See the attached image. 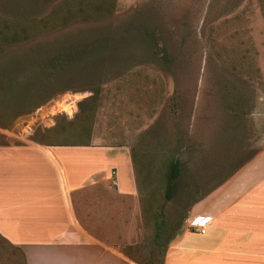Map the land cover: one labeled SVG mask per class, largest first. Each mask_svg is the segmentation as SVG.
Returning a JSON list of instances; mask_svg holds the SVG:
<instances>
[{"label": "rangeland", "instance_id": "374dc122", "mask_svg": "<svg viewBox=\"0 0 264 264\" xmlns=\"http://www.w3.org/2000/svg\"><path fill=\"white\" fill-rule=\"evenodd\" d=\"M51 13L33 39L0 54V90L13 81L8 96L23 97L48 78L40 68L64 53L66 69L53 89L60 91L31 113V106L16 112L26 104L1 98L0 143L24 144L36 131L45 142L79 143L87 127L90 144L128 146L139 190L134 235L140 242L131 256L138 264H161L156 221L166 223L164 244L194 197L252 154L256 133L248 115L255 89H264V0H0L5 19ZM81 92L90 105L68 109ZM85 112L90 118L80 120ZM173 159L181 174L167 202ZM119 204L121 219L127 202ZM10 252L0 240V264L14 263Z\"/></svg>", "mask_w": 264, "mask_h": 264}, {"label": "crops", "instance_id": "0c3cea01", "mask_svg": "<svg viewBox=\"0 0 264 264\" xmlns=\"http://www.w3.org/2000/svg\"><path fill=\"white\" fill-rule=\"evenodd\" d=\"M254 94L252 154L190 207L161 264H264V89ZM138 192L128 146L0 145V240L13 264H138Z\"/></svg>", "mask_w": 264, "mask_h": 264}, {"label": "trees", "instance_id": "16d2710c", "mask_svg": "<svg viewBox=\"0 0 264 264\" xmlns=\"http://www.w3.org/2000/svg\"><path fill=\"white\" fill-rule=\"evenodd\" d=\"M70 13H69V9H67V15H70L71 17ZM52 15L53 14L51 13L50 16L43 17L37 20L29 19V18L26 20L18 19V18L5 19V18L0 17V54L4 52V50H6L7 48L13 45L24 43L30 39H33V37L36 36L34 33L38 32L41 27L45 29L48 26V21ZM67 15L63 17V19L66 20L68 18ZM31 31L33 32V34L31 33ZM69 58H74L73 53L70 54ZM66 60H68V57L64 53L57 54L53 58H51L49 62L46 63V65H44V67L40 68V72H39L41 73L45 69V72L49 75L48 78L47 79L45 78V80L41 79L40 80L41 83L35 87H31L30 90L23 97L19 96V94H17L14 97L8 96L9 93L13 91L12 89L15 88L18 83H14L13 81H11L10 83H7L6 84L7 86L5 88L3 87L4 89L0 90V99L1 98H4L5 100L12 99L16 101L17 103L19 101L21 104H26V105H22L21 107H19V109L16 112H19V110H21L20 108L29 105L31 107H28L27 111L31 113L34 106L39 105L40 103L45 101L51 94H53V92L58 90L56 89L54 91L53 89H55L59 85V80L61 79V76L64 75V71L66 69L65 68ZM58 91H60V89ZM75 102L82 103L84 107L85 106L88 107L90 105L89 104L90 97L87 92H81V93L76 94L75 96H73L71 103H69L68 109H71ZM32 104H35V105L32 106ZM80 118H81L80 120H83L84 118L88 120L90 118L89 112L80 114ZM37 132L38 131H36V133L32 135L31 141L41 144V145L88 146L90 144L87 141L90 138V130L87 127H85L84 129L82 128L80 130V133L81 134L83 133L86 140L81 141L79 143L45 142L43 141V139H37ZM6 144L7 143H0V145H6ZM180 174H181L180 163L177 159H173L169 164L167 186H166V190L164 193V198L167 202L172 200V198L174 197V193L179 185ZM203 196L204 195L200 197H194L193 201L190 202L188 207L189 206L191 207V205L199 201ZM183 221L176 226L174 233L169 234L166 237V241L164 244L160 241V239L163 234V227L165 226L166 223L164 220H161V219L156 221L155 235H154V242L156 243V245L163 246L164 251H165L169 242L176 236V234H178V232H180L184 224ZM1 240L4 241L3 239Z\"/></svg>", "mask_w": 264, "mask_h": 264}, {"label": "built area", "instance_id": "2783aa9c", "mask_svg": "<svg viewBox=\"0 0 264 264\" xmlns=\"http://www.w3.org/2000/svg\"><path fill=\"white\" fill-rule=\"evenodd\" d=\"M192 228H194L195 230H199L201 232H203L204 230L201 229L202 228V225L201 223H193L192 225H190Z\"/></svg>", "mask_w": 264, "mask_h": 264}]
</instances>
